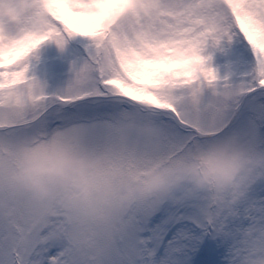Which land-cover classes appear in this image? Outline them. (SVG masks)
Masks as SVG:
<instances>
[{"label":"snow or ice","instance_id":"obj_1","mask_svg":"<svg viewBox=\"0 0 264 264\" xmlns=\"http://www.w3.org/2000/svg\"><path fill=\"white\" fill-rule=\"evenodd\" d=\"M0 264H264V0H0Z\"/></svg>","mask_w":264,"mask_h":264},{"label":"clouds","instance_id":"obj_2","mask_svg":"<svg viewBox=\"0 0 264 264\" xmlns=\"http://www.w3.org/2000/svg\"><path fill=\"white\" fill-rule=\"evenodd\" d=\"M63 161L49 159L47 161H34L15 171L12 179L22 184L27 190L38 198L48 196V188L45 185V176H55L60 179L67 178V170ZM196 162H191L190 167L195 168ZM197 185H204L207 182H214L218 186L222 184L221 178L212 170L202 169L199 174H192L188 177Z\"/></svg>","mask_w":264,"mask_h":264},{"label":"rangeland","instance_id":"obj_3","mask_svg":"<svg viewBox=\"0 0 264 264\" xmlns=\"http://www.w3.org/2000/svg\"><path fill=\"white\" fill-rule=\"evenodd\" d=\"M83 55L81 45L70 43L60 52L55 43H46L38 50L39 63L36 65L37 75L48 80L51 87L60 86L72 76L70 71L73 61Z\"/></svg>","mask_w":264,"mask_h":264}]
</instances>
